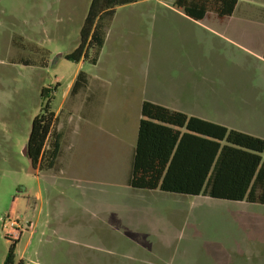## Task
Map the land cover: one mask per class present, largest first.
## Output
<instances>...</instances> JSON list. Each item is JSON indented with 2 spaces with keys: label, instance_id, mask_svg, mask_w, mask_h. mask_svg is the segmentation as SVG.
Instances as JSON below:
<instances>
[{
  "label": "rangeland",
  "instance_id": "1",
  "mask_svg": "<svg viewBox=\"0 0 264 264\" xmlns=\"http://www.w3.org/2000/svg\"><path fill=\"white\" fill-rule=\"evenodd\" d=\"M91 1L0 0V264L10 217L24 264H264V205L128 184L143 101L177 107L182 78L183 112L264 138V0L206 22L172 0L122 6L97 64L65 57ZM46 103L62 133L50 170L25 153Z\"/></svg>",
  "mask_w": 264,
  "mask_h": 264
},
{
  "label": "trees",
  "instance_id": "2",
  "mask_svg": "<svg viewBox=\"0 0 264 264\" xmlns=\"http://www.w3.org/2000/svg\"><path fill=\"white\" fill-rule=\"evenodd\" d=\"M139 1L143 0H92L80 43L65 57L96 64L105 44V19H111L117 7ZM238 2L174 0L173 6L197 20L211 13L224 19L234 13ZM86 84L87 73L80 70L70 93L77 94ZM57 121L50 103L42 105L33 119L26 147L34 168L50 170L56 165L62 138ZM128 184L134 189L264 205V138L145 100ZM16 246L17 240L3 264H24Z\"/></svg>",
  "mask_w": 264,
  "mask_h": 264
},
{
  "label": "crops",
  "instance_id": "3",
  "mask_svg": "<svg viewBox=\"0 0 264 264\" xmlns=\"http://www.w3.org/2000/svg\"><path fill=\"white\" fill-rule=\"evenodd\" d=\"M144 1V0H143ZM140 2V1H139ZM173 2H174V0H172V3H171V5H170V7H168L167 9H169V10H171V11H173V12H177V13H179V14H181V15H183V16H185V17H187V18H190V19H193V20H195V21H199V22H206V21H209V20H211V18L212 17H215V18H217L218 20H220V21H224L226 18H229V17H232L233 16V14L235 13V11H236V9H237V7H238V4H239V2H238V4H237V7H236V9H235V11H234V13L231 15V16H228V17H226V18H224V19H220L219 17H217L214 13H211L210 15H209V17H207L206 19H204V20H197V19H194V18H192V17H190L189 15H187L186 13H185V11L183 10V9H181V8H178V7H175V6H173ZM137 3V2H136ZM133 4V3H132ZM125 6V5H124ZM120 7H122V6H119V7H117V9H116V12H115V14H114V16L111 18V20H113L114 19V17H115V15L117 14V12H118V10L120 9ZM106 40V39H105ZM263 53H264V49H263ZM101 55V54H100ZM264 58V57H263ZM99 59H100V57H99ZM99 59H98V62H99ZM82 62V61H81ZM80 62V63H81ZM97 62V63H98ZM96 63V64H97ZM182 85H183V87L180 89V90H176L173 94L176 96V98L178 99V101H180L179 103H178V106L177 107H168V108H170V109H173V110H178V111H182L183 112V110H189V107L190 106H188V104H190V103H188L189 101H190V99L188 98V96H192V89L191 88H188L187 87V85H184V84H187V78L185 77V78H182ZM156 103V102H155ZM160 104V103H159ZM165 106V105H164ZM167 107V106H166ZM202 118H205V117H202ZM214 122V121H213ZM216 123H218V122H216ZM219 124H221V125H225V126H227L226 124H222V123H219ZM249 133V132H248ZM252 134V133H251ZM199 196H202V195H199ZM194 197H198V196H194Z\"/></svg>",
  "mask_w": 264,
  "mask_h": 264
},
{
  "label": "built area",
  "instance_id": "4",
  "mask_svg": "<svg viewBox=\"0 0 264 264\" xmlns=\"http://www.w3.org/2000/svg\"><path fill=\"white\" fill-rule=\"evenodd\" d=\"M8 219L10 220V224H9L10 225V229L7 230V234L8 235H13L12 237H14V239L17 240V237L18 236L16 237V234L15 233L18 230L19 224H18L17 220L12 219L11 217L8 218ZM4 225L7 228H9V225H8L7 221H5Z\"/></svg>",
  "mask_w": 264,
  "mask_h": 264
},
{
  "label": "water",
  "instance_id": "5",
  "mask_svg": "<svg viewBox=\"0 0 264 264\" xmlns=\"http://www.w3.org/2000/svg\"><path fill=\"white\" fill-rule=\"evenodd\" d=\"M25 153L27 154V147H26V149H25Z\"/></svg>",
  "mask_w": 264,
  "mask_h": 264
}]
</instances>
